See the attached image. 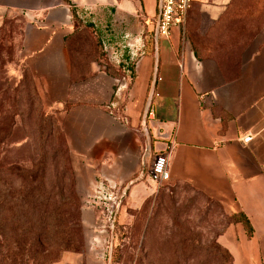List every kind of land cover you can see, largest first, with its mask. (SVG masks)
Returning a JSON list of instances; mask_svg holds the SVG:
<instances>
[{"label":"crops","instance_id":"crops-1","mask_svg":"<svg viewBox=\"0 0 264 264\" xmlns=\"http://www.w3.org/2000/svg\"><path fill=\"white\" fill-rule=\"evenodd\" d=\"M158 4L0 0V35L19 31L24 69L90 187L104 175L127 191L148 179L153 154L170 152L172 182L248 219L251 230L236 222L219 237L234 264H264V0H193L186 23L156 42ZM79 30L95 45L83 61ZM140 39L139 67L118 91L126 67L101 53Z\"/></svg>","mask_w":264,"mask_h":264},{"label":"rangeland","instance_id":"rangeland-1","mask_svg":"<svg viewBox=\"0 0 264 264\" xmlns=\"http://www.w3.org/2000/svg\"><path fill=\"white\" fill-rule=\"evenodd\" d=\"M18 33L10 28L0 35V264H234L219 242L236 223L234 214L188 182L158 185L143 178L124 191L116 181L123 194L117 214L110 206L84 208L91 184L87 167L79 165L24 69ZM127 45L118 50L124 67L131 62ZM106 52L103 57L114 64ZM34 192L45 200L14 208L12 195ZM103 226L97 246L93 241ZM29 228L38 237L23 233Z\"/></svg>","mask_w":264,"mask_h":264},{"label":"built area","instance_id":"built-area-1","mask_svg":"<svg viewBox=\"0 0 264 264\" xmlns=\"http://www.w3.org/2000/svg\"><path fill=\"white\" fill-rule=\"evenodd\" d=\"M193 5V0H159L158 4V19L155 29V41L160 37H169L172 34L174 28L183 26L186 23L187 16ZM143 41L135 40L127 43L130 66L126 67V75L121 78L118 91L125 90L129 87L130 82L133 80L134 73L139 67L145 48ZM120 51H115L112 55V61L122 66L123 57ZM253 139L252 134H247L243 137V141L248 143ZM170 152L158 153L155 155L152 163L149 165L147 170V177L151 181L158 185L170 179L169 170ZM123 194L119 195L117 191V185L113 178L102 175L99 177L90 187V190L86 194L83 200V206L87 210H94L98 207L110 206L111 214H117L122 201ZM102 231L93 243L97 246L102 245L100 236L106 231V227H102ZM105 242H109L105 240ZM110 243V242H109ZM98 256L103 259L106 257V252L97 251Z\"/></svg>","mask_w":264,"mask_h":264},{"label":"trees","instance_id":"trees-1","mask_svg":"<svg viewBox=\"0 0 264 264\" xmlns=\"http://www.w3.org/2000/svg\"><path fill=\"white\" fill-rule=\"evenodd\" d=\"M80 32H78V33H76V39H75V43H74V46L72 47L73 49V51L74 52H76V54H78V57L80 58V61H83V58L85 59V55H86V53H88L90 50H91V52H92V50H94V48H95V45H94V43H93V41H92V39H91V37H90V35L88 34V32H86V31H81V30H79ZM87 37H89L90 38V40H91V44H89L88 42H87ZM85 45H87L89 48L88 49H86L85 48ZM96 45L98 46V43H96ZM86 46V47H87ZM101 56H103V54L101 53ZM31 77V76H30ZM11 185V187H13V185L12 184H10ZM33 188V187H32ZM38 190H40L39 188H37ZM35 194H37V196L36 195H30L29 193L28 194H25V195H23V196H21V194H22V192H21V194H19V195H12L11 196V200H15L14 201V208H16V206L17 205H19V207H22V206H25V205H29V204H33V203H35V202H37V201H44L45 199H44V197H42V195L41 194H38V193H36V192H34ZM1 199H0V208L1 207H3L4 206V204H5V198H2V197H0ZM1 212V211H0ZM13 212V211H12ZM18 215V214H17ZM19 216V215H18ZM236 216H239L240 218H238V217H236ZM233 217L234 218H236L234 221L235 222H243L244 223V225H246V227H247V229L248 230H251L250 229V223H249V221H248V219L246 218V216L244 215V214H240V213H236V214H234L233 215ZM115 225H117V221H115ZM57 225H55V227H56ZM61 226V225H60ZM30 229V228H29ZM38 229H42V224L38 227ZM24 234H26V233H29L30 234V236H32V237H38V234H34L33 233V230H32V228L30 229V230H28V229H25V231L23 232ZM40 236H42V233L40 232L39 233V237ZM58 247L61 249V250H67V249H69L68 248V245L67 244H64V243H59L58 244ZM230 254V253H229Z\"/></svg>","mask_w":264,"mask_h":264}]
</instances>
